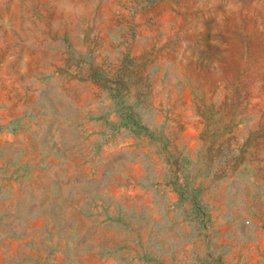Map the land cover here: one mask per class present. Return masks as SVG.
Wrapping results in <instances>:
<instances>
[{"label": "rangeland", "instance_id": "rangeland-1", "mask_svg": "<svg viewBox=\"0 0 264 264\" xmlns=\"http://www.w3.org/2000/svg\"><path fill=\"white\" fill-rule=\"evenodd\" d=\"M0 264H264V0H0Z\"/></svg>", "mask_w": 264, "mask_h": 264}]
</instances>
